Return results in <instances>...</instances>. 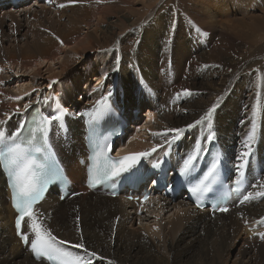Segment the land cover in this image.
I'll return each instance as SVG.
<instances>
[{
  "label": "bare ground",
  "instance_id": "obj_1",
  "mask_svg": "<svg viewBox=\"0 0 264 264\" xmlns=\"http://www.w3.org/2000/svg\"><path fill=\"white\" fill-rule=\"evenodd\" d=\"M82 1L52 0L49 7L39 0H26L16 7L0 2V28L14 25L37 10L44 14L54 8L60 15L68 12L62 30L55 32V40L47 37L41 45L34 39L33 44L20 43L22 46L0 45V121H6L0 128L15 132L34 105L46 102L51 107L55 95L70 109L68 122L71 133L76 135L81 124L72 117L78 118V113L88 111L106 95L112 77L117 75V94L124 93L125 107L143 108L149 116L143 126L140 121L130 127L134 131V140L128 146L130 152H148L167 145L172 133L167 137L163 133L185 128L174 146V151L185 160L199 144L207 145L210 134L207 122L191 129L186 126L220 98L212 117V140H217L230 176L236 179L238 157L246 150L243 142L251 129L252 109L259 98L256 140L252 145L256 150L248 164L245 193L264 191L252 187L257 181H264V0H113L117 5H98L95 11L110 34L103 36L102 42L83 31L92 27L93 19L90 11L80 6ZM60 4L65 7H59ZM114 35L115 49L95 72V85L86 84L80 92V80H61L69 64L67 51L80 54L81 50L84 54L82 51L107 48ZM13 72L18 80L37 78L36 86L31 85L34 91L25 90V84L18 86L17 90L23 91L17 96L4 92L1 87L14 79ZM52 81L56 83L49 86ZM185 89L192 94L174 99ZM26 103L31 106L25 111ZM125 117L132 119L127 112ZM65 160L69 176L80 184L78 164L71 157ZM1 177L0 173V264H42L30 258L15 236ZM36 212L58 239L70 242L64 246L66 251L83 256L81 249L71 247V243L82 239L85 248L101 258L92 257V264H238L232 252L240 240L251 238L264 243L254 235L264 232V197L217 214L197 210L183 199L170 202L155 196L138 209L120 198L87 194L63 202L50 197Z\"/></svg>",
  "mask_w": 264,
  "mask_h": 264
},
{
  "label": "snow or ice",
  "instance_id": "obj_2",
  "mask_svg": "<svg viewBox=\"0 0 264 264\" xmlns=\"http://www.w3.org/2000/svg\"><path fill=\"white\" fill-rule=\"evenodd\" d=\"M99 2V0H97ZM59 7H65L64 4H60ZM119 62V58L117 57V63ZM116 68H113V71H116ZM104 79H107V74L104 75ZM56 83V81H52L51 84ZM103 86V85H101ZM96 91V89H93ZM192 93L189 90H183L180 93L176 94V98H179L181 95L189 96ZM26 95H30L26 93ZM112 95L111 89H109L107 95L101 97V99L97 100L95 103V112L92 114L93 116L98 117L105 111L110 110V106L108 104L109 97ZM17 100L23 99V97H16ZM220 102V98L217 99L216 103H213L211 107L207 109V111L202 115L198 120L194 121L191 124L186 126L187 129H191L196 127L197 125H201L205 122L208 123L210 134L207 137L209 141L213 139V135L211 134V125H212V117L213 114L218 107ZM30 103H26L24 105V110L26 111L30 107ZM259 109V98L257 100V104L253 106L252 109V121H251V129L247 134L246 139L244 140V148L246 150L242 151L239 154V163L236 165L237 172L239 178L236 180V184L239 186L244 178V169L250 162V157L252 154V145L256 140L257 133V122L256 117L258 115ZM20 110L17 109V112ZM57 112H60L61 115H49L42 116L36 120V126L31 130L33 133H45L48 131L50 125L54 122L62 119L63 112L61 109L57 108ZM83 115V114H77ZM11 117H9L10 119ZM6 123V121H0V125ZM23 128V125H21ZM185 128H172L168 129L162 135L167 137L168 133H172V139L166 140L168 144L173 143L175 140L179 139L180 136L184 133ZM20 134V130L12 133L13 137H17ZM7 137L3 130H0V141H6ZM32 140L29 139L27 144H31ZM157 149L154 147L151 152H139L130 155L123 156L119 159H112L108 153L112 151L111 145H106V150L101 152V156L103 158L102 166H97L93 169L91 173V179L89 186L91 187L94 184H99L108 180H116L122 177L126 173H132L137 166L140 164L141 160L149 157L152 152H155ZM34 151L36 153H40V148H35ZM197 157L194 155H189L183 162L182 167L179 169L180 175H187L193 166V162ZM47 157H45V161H47ZM159 163H154L153 167H159ZM0 166H3L10 176V188H11V199L12 205L15 211L17 212V217L15 221V227L17 235L20 240L25 243H30V250L34 254L37 260H46L49 264H92L91 258L95 257L96 259H101L97 254L93 251H89L85 248L82 239L80 242L71 243L72 248L81 249L84 252L83 256H75L71 257L70 254L64 248L65 244L70 242L58 239L50 229H48L42 221L38 218L37 212L34 210L35 205L39 203L44 196L45 188L49 180L55 176L57 173L54 171V168L50 164H46L45 162L38 161L35 156L32 154V151L29 150L25 145L16 143L13 140L12 146L6 148L5 151L0 152ZM47 169V171H45ZM216 171V165L208 172L205 176V180L210 182V178L213 177ZM253 188L264 189V181H257L252 185ZM207 190V185H204L201 188L198 185L196 188H193L192 191L194 193ZM234 191H240L239 187L234 189ZM264 197V191H248L243 195L240 200L241 204L249 202L253 199ZM61 199H64L62 196ZM147 200V197L144 198ZM196 207L199 209L202 207L200 203L196 204ZM214 211H219L222 213H227L229 208L223 205H218ZM27 218V220H25ZM264 223V221H261ZM22 224H26L28 232L22 231ZM77 230L79 231V222L77 221ZM31 238H30V235ZM254 235H258L259 238L264 241V232L254 233ZM112 264V262H109Z\"/></svg>",
  "mask_w": 264,
  "mask_h": 264
},
{
  "label": "rangeland",
  "instance_id": "obj_3",
  "mask_svg": "<svg viewBox=\"0 0 264 264\" xmlns=\"http://www.w3.org/2000/svg\"><path fill=\"white\" fill-rule=\"evenodd\" d=\"M98 5L110 6V5H117V4L115 2H113V0H99V2H97V0H83L82 1V5H80V6H84L86 11H88V12L90 11V13H92V14L94 13L95 14V15L94 14L92 15V14L89 13V16H91V20L93 19L92 20V23H93L92 27L93 28L92 27H87V28H85L86 30L83 29L84 33L86 35L91 36V37H95L98 42H102L104 37L105 36H110V34H109L108 31H106V30H108V27L106 26V24L105 23L104 24L101 23L102 20L98 19V17H97L98 14L96 15L95 11L97 10ZM35 13L38 14L39 16L37 17ZM35 13L30 14L28 17H26L27 19L26 18L21 19L20 22L15 23L14 25H9L8 27L0 28V45L3 46V47H5V46L8 47L10 45L11 46H22L23 44H29V43L33 44L35 40H37V41H35L36 44H40L41 45L45 41L47 42V40H46L47 37H50V40H52V39H54L55 32H58L60 29L62 30L63 27L61 25L64 24L65 19H66L65 16L68 14V12H67V13H64L63 15H60L59 12L56 11V8L52 9L51 13L46 12V14H44V11H40V10L35 11ZM113 15L114 14L112 13V16ZM103 16H107V15L103 14ZM103 16L101 18H103ZM62 17H64V18H62ZM25 19L28 20V22L25 21ZM110 20L112 21V19H110ZM110 20L107 19L108 22ZM56 21H58V22H56ZM55 23H56V25H55ZM7 25H8V23L5 26H7ZM94 28H95L96 34H94V30H93ZM19 30H20L21 34L19 33ZM7 32H8V34H7ZM10 32H11V34H10ZM9 34H10V37H9ZM30 34L31 35L33 34L32 35L33 37ZM43 35H45V36H43ZM11 36H13V39H12ZM26 36H28L29 39L26 40L25 39ZM97 37H100V39H97ZM112 38L110 37V39H111V41L109 42L110 46L107 47V48H101V49L100 48H93V49L88 50V51H82V53H84V54H81V50H80V54H79V52H77L78 53L77 54L76 52H73V51H70L68 53V51L66 50L67 51V55L66 56H67V59L69 61V64H68L67 70L64 72L65 76L61 80L62 81L80 80L81 82H79V84H77L78 91H80V92L84 91V88H85L86 84L90 83L92 86L95 85L96 83L94 84V80H93V78L95 76V72L99 69L100 66H102V64L106 63L105 60H107L108 58H111L112 55L110 54V52H113L114 49H115L116 36L114 35V37H112ZM33 39H34V41H32ZM85 40L86 39H84V41ZM16 41H18V42H16ZM57 46H59V48L61 47L60 45H57ZM72 52H73V54H72ZM70 53L73 55V57H71L72 55H70ZM2 68H3V66H2ZM136 68H137V65H136ZM2 70H4V69H2ZM87 71H89V72H87ZM15 75H17L16 72H13L12 73V77H14V79H10V81H8L4 85H2L1 88L4 90V92H6L8 94L13 93L14 95L17 96L20 91H23V89L22 90L20 89L18 91L17 90L18 86H19V88H21L20 87L21 85L23 87L26 84L28 87L25 90L34 91V89H31V88H33L32 86H36V84L39 82V80L37 78H35L36 80L35 79L33 80L32 79L33 77L32 78L28 77V78H26V80H25V78H21V79L18 80L17 76H15ZM81 79H83V80H81ZM28 80H29L30 83L28 82ZM149 94L151 95V92H149ZM144 112H145L144 110L139 111L138 122L144 120V116L146 114ZM72 119L75 120L74 118H72ZM252 150H253V148H252ZM254 152H255V150H254ZM48 213L52 214V212H49V211H48ZM255 241L256 240L253 241L251 238H248V239L244 238L243 242H242V240H240L238 242L239 244L237 243V248L234 249V251L232 253H233V258L235 257L236 259H238V261H239L238 264H248L250 260L251 261H250L249 264H264V247H263L264 243H262L261 241H258V242L257 241L255 242ZM259 243H260V245H259ZM253 245L254 246L257 245L259 247L255 246V248H254ZM112 247H113V244H112ZM239 247H242V249L239 250L240 249ZM258 248H259L260 251L258 250ZM253 250H255L256 252L254 251L255 252L254 253ZM244 251H246V253ZM240 252H242V253H240ZM261 253H263V254H261ZM249 257H250V259H249ZM251 257H254V258H251ZM245 259H249V260L245 261ZM252 259H255V261L253 262ZM112 264H114V263H112Z\"/></svg>",
  "mask_w": 264,
  "mask_h": 264
}]
</instances>
